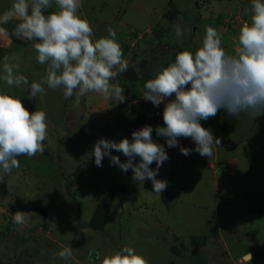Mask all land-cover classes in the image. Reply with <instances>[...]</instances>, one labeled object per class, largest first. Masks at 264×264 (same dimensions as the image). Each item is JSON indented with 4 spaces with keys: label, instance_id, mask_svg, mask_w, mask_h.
Returning a JSON list of instances; mask_svg holds the SVG:
<instances>
[{
    "label": "rangeland",
    "instance_id": "obj_1",
    "mask_svg": "<svg viewBox=\"0 0 264 264\" xmlns=\"http://www.w3.org/2000/svg\"><path fill=\"white\" fill-rule=\"evenodd\" d=\"M168 1L82 0L78 15L91 24L93 39L114 29L123 58L139 76L129 80L123 73L111 81L125 89L124 103L88 93L77 104L75 94L66 99L62 89L47 85L45 94L29 100L27 86L9 88L3 80V65L19 63L14 72L30 83L41 82L46 65L37 63L33 42H16L0 33V92L20 97L30 112L44 111L48 124L43 155L18 157L20 167L11 174L0 170V182L8 190L0 194V264H90L92 250L103 257L124 245L149 264H246L247 251L253 255L252 264H264V115L255 120L236 116L227 136L221 123L230 115L223 110L202 120L201 125L221 140L209 159L195 152L184 156L153 131V140L165 144L169 156L157 176L168 182L160 195L152 192L151 181L134 182L131 170L110 166L108 157L102 167L90 157L98 139L119 142L140 128L136 108L130 110L128 101L142 108L132 93L173 61L174 50L194 51L210 25L220 33L225 51L234 54L241 24L250 22V0H173L179 13L169 20L164 16ZM11 4L0 0V15ZM177 24L184 30L180 37L175 34ZM179 143L194 147L190 139L180 138ZM112 154L126 160L121 153ZM112 187L116 190L104 228L88 227L94 208ZM17 210L29 212L22 226L11 222ZM67 246L73 248L71 260L55 256Z\"/></svg>",
    "mask_w": 264,
    "mask_h": 264
},
{
    "label": "clouds",
    "instance_id": "obj_2",
    "mask_svg": "<svg viewBox=\"0 0 264 264\" xmlns=\"http://www.w3.org/2000/svg\"><path fill=\"white\" fill-rule=\"evenodd\" d=\"M81 7L82 0H12L11 7L0 15V25L17 21L12 35L33 42L36 61L46 65V75L41 82L30 83L26 76L14 72L20 68L19 63H5L3 80L9 88L27 86L29 100L45 94L43 85H47L51 90L62 89L66 99L75 94L77 104L88 93L114 98L117 103L126 101L125 89L111 83L129 69L115 39L116 31L108 28L107 36L93 39L91 24L78 15ZM246 14L250 22L241 24L234 54L225 51L220 33L210 25L205 26L201 45L194 51L174 50L173 61L143 86L142 98L146 102L150 101L154 107L164 104V126L146 124L132 131L131 140L98 139L90 152L96 167H102L103 159L108 157L110 166H118L125 173L131 170L134 182L151 181L152 192L160 195L168 182L157 176L169 156L165 144L153 140V131L157 137L164 138L168 148L178 147L184 156L195 152L209 159L213 145H221V140L201 125L202 120L215 117L221 110L230 116L245 114L252 120L264 115V0H250ZM174 27L176 36H182L184 30L180 25ZM0 33H6V29L0 27ZM46 121L44 111L30 112L20 97L0 92V170L4 174L20 167L18 157L44 154ZM180 138L190 139L194 147H184L179 143ZM113 150L126 160L121 162L119 156L112 154ZM153 163L155 168L150 167ZM11 217L13 224L21 226L30 218L29 212L20 210L11 213ZM260 242L264 245V237ZM55 256L69 261L73 248L63 247ZM252 260V253L247 251L243 261L252 264ZM89 261L90 264H149L128 245L103 257L99 251L92 250Z\"/></svg>",
    "mask_w": 264,
    "mask_h": 264
},
{
    "label": "trees",
    "instance_id": "obj_3",
    "mask_svg": "<svg viewBox=\"0 0 264 264\" xmlns=\"http://www.w3.org/2000/svg\"><path fill=\"white\" fill-rule=\"evenodd\" d=\"M169 7L170 9L167 10L164 13V16L169 20L173 17H175V15L177 13H179V10L174 6L173 0H169L168 1ZM15 24L17 23V21L14 22ZM2 28L6 29V35L13 41L16 42H20V39L17 38L15 35H12V29L14 27L9 26V24H3L0 25ZM134 35V34H133ZM139 79V76L137 75V79L135 81H137ZM140 90L134 91L132 93L133 96H135V94H139ZM134 106V105H133ZM136 107H131V104L129 106V109L134 110ZM136 115V120L138 122L141 123H145L147 120L150 119V117L148 116L147 111H137L135 112ZM235 119L236 116H230V117H226L222 119V123H221V132L224 133V135H228V133H230L234 127H235ZM76 174L80 175L82 173V168L78 167L77 170L75 171ZM115 187L110 188L107 193L99 200V202L97 203L96 207L94 208L90 220L87 223L88 227H91L92 229L95 230H102L107 222V218H108V213L110 210V203H111V197L112 194L115 192ZM7 187L6 184L4 182H0V194H6L7 193ZM193 241H197L194 240ZM198 243V241H197ZM16 247V246H15ZM13 249L15 250V248L13 247Z\"/></svg>",
    "mask_w": 264,
    "mask_h": 264
},
{
    "label": "built area",
    "instance_id": "obj_4",
    "mask_svg": "<svg viewBox=\"0 0 264 264\" xmlns=\"http://www.w3.org/2000/svg\"><path fill=\"white\" fill-rule=\"evenodd\" d=\"M143 91H144V88H142L140 90V93L138 94V96H136V97L133 96V99L134 98L135 99L136 98H140V100L142 101V108L140 110L138 109L137 111H144V110L147 111L148 116L150 117V119L147 120L145 123H139V127H141L140 124L142 126H144L146 124L147 125H152L153 127H155L156 125L164 126L163 119H162V111H163L164 104L162 103L159 107H154L150 101L146 102L142 98ZM129 99H131V98H128V100ZM128 103L131 104L129 101H128ZM136 109H137V107H136ZM129 140H131V138H129Z\"/></svg>",
    "mask_w": 264,
    "mask_h": 264
},
{
    "label": "water",
    "instance_id": "obj_5",
    "mask_svg": "<svg viewBox=\"0 0 264 264\" xmlns=\"http://www.w3.org/2000/svg\"><path fill=\"white\" fill-rule=\"evenodd\" d=\"M126 77L129 80H135L137 78V74L133 68H129L128 71L126 72ZM145 185L147 186V183H145ZM122 189L124 188L122 187Z\"/></svg>",
    "mask_w": 264,
    "mask_h": 264
}]
</instances>
